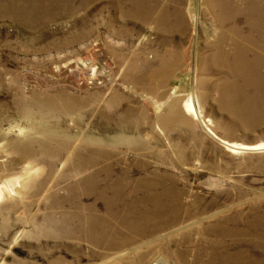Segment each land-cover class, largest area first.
Returning a JSON list of instances; mask_svg holds the SVG:
<instances>
[{
	"label": "rangeland",
	"instance_id": "obj_1",
	"mask_svg": "<svg viewBox=\"0 0 264 264\" xmlns=\"http://www.w3.org/2000/svg\"><path fill=\"white\" fill-rule=\"evenodd\" d=\"M224 1L0 0V264L248 250L208 228L264 213V149L230 152L184 106L194 94L218 137L264 142V66L223 64L213 45L221 30L264 45V0ZM148 192L172 221L137 224ZM247 256L228 264H264Z\"/></svg>",
	"mask_w": 264,
	"mask_h": 264
},
{
	"label": "bare ground",
	"instance_id": "obj_2",
	"mask_svg": "<svg viewBox=\"0 0 264 264\" xmlns=\"http://www.w3.org/2000/svg\"><path fill=\"white\" fill-rule=\"evenodd\" d=\"M204 2L206 4L205 5L206 6V10L209 11V7L211 6L213 0H204ZM253 2H255V1H253ZM253 5L251 7H253ZM255 7H257V6H255ZM254 11H256V10H254ZM219 12L221 13V10ZM236 12H238V11H236ZM229 18H231V17H229ZM228 21H230V20H228ZM217 26H218V24H217ZM239 27H240V25H239ZM229 32H227V33H229ZM238 32H240V31H238ZM254 32H252V33H254ZM237 36H238V33L235 34L233 38H231V37L229 38V40H231V41L228 40L227 41V44H229V46L231 45L232 48H230V50H227L226 49V45H227L226 44V37L227 36H226L225 32H223L222 30L217 32L216 39H215V41L213 43V45H215L216 48H217V55H215L216 59L219 57L221 59V61L223 62V64H228L229 61H232L235 64H237L238 66H243V67H247V68L248 67H252V66H256L258 64H261L262 66H264V45L263 44H260L257 39H254L252 37H249V38H246V39H244V38L241 39L242 37L238 36V38H237ZM222 45L225 46L224 49L222 48ZM256 74L258 75V73H256ZM258 77H259V80L262 82V84H264V74L263 75H259ZM184 106H185V109L187 110V112H189L194 118L198 119L201 122L204 130L209 135H211L212 137L216 138L230 152H240V151L246 150V149L247 150H263L264 149V142H260V143L253 144V145H245V144H241V143H238V142H233V141L230 142V141H228L226 139H223V138L218 137L215 134V132L209 127L208 123L201 118L200 106H199V103L197 101V98L195 97L194 94H189V96L185 100ZM29 113H32V111L31 110H27V114H29ZM207 121H209V119ZM95 164H97L95 159H84V160H82L80 162H77L76 163V167L78 169H80V170L83 171V170H85V168H87L89 166H93ZM26 173L28 174L29 172H26ZM88 175L91 176V177L93 176L92 173L91 174H88ZM26 176H24L23 178H26ZM153 183L154 182H148L146 184V187L149 190L152 189V188H155L156 186ZM13 184L14 183H13L12 180H8V181L5 180L2 183L4 189L7 190V191H9V192L13 191V187H14ZM158 195H160V194H158ZM148 196L149 197H147L145 199L139 200V202H141V205H142V208H141L142 215L143 214L144 215L141 216V218L140 217L138 218L139 221H137V224L139 225V224L143 223V221H146L147 218H148V221H149V219L151 217H153L154 215H158V213L162 214V216H163V222L166 223V222L172 221V218L174 217V213L172 211H171V213L167 214L166 216L163 215V211H164L165 207L162 206L161 202H159L160 201V196H157L156 194H152L150 192H148ZM227 223L229 225H231L230 228H228ZM129 225L135 226L134 224H129ZM211 227L212 228H208V231L209 232H211V231H217L222 236L223 235L224 236H226V235L237 236V238L239 240H235V244L236 245H238V244L239 245H246V244L251 245V246H249V248L246 247L248 249V250L246 249L247 251L241 250L239 252L238 251H236V252L234 251L235 253H231V252H229L227 250L228 248L226 249V245H225V247L223 249V247L220 248V246H219L218 243H215L214 244V248H213L214 250H212V253L210 255V257L212 258L213 261H215V259H216L221 264H228V262H231V260L238 259L239 257L244 258V259L248 258L247 252L252 253V256L253 255H257L258 257H260L262 259V261H264V213L261 214L258 217H253L252 219H249L248 221L241 219L236 214H233V215H231L229 217V219L223 217V218H221L220 221H218V220L215 221L214 223L211 224ZM145 228H146V226H145ZM135 229H137V228H135ZM142 230H143V227H142ZM231 244H232V241L230 243H228L229 246ZM134 249H132V250H134ZM237 249H239V248H237ZM106 262H108V261H106ZM253 264H256V261H254Z\"/></svg>",
	"mask_w": 264,
	"mask_h": 264
},
{
	"label": "built area",
	"instance_id": "obj_3",
	"mask_svg": "<svg viewBox=\"0 0 264 264\" xmlns=\"http://www.w3.org/2000/svg\"><path fill=\"white\" fill-rule=\"evenodd\" d=\"M148 264H171V263L164 259H154L151 260Z\"/></svg>",
	"mask_w": 264,
	"mask_h": 264
}]
</instances>
